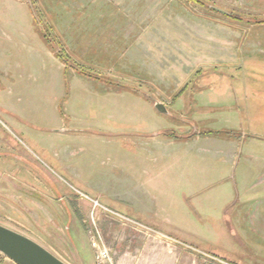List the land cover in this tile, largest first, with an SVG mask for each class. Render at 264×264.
Here are the masks:
<instances>
[{
  "label": "rangeland",
  "instance_id": "374dc122",
  "mask_svg": "<svg viewBox=\"0 0 264 264\" xmlns=\"http://www.w3.org/2000/svg\"><path fill=\"white\" fill-rule=\"evenodd\" d=\"M29 1L0 0V224L65 264H264V0Z\"/></svg>",
  "mask_w": 264,
  "mask_h": 264
},
{
  "label": "water",
  "instance_id": "95a60500",
  "mask_svg": "<svg viewBox=\"0 0 264 264\" xmlns=\"http://www.w3.org/2000/svg\"><path fill=\"white\" fill-rule=\"evenodd\" d=\"M154 108L158 113L169 114L162 102H155ZM0 253L15 264H65L37 242L1 224Z\"/></svg>",
  "mask_w": 264,
  "mask_h": 264
},
{
  "label": "trees",
  "instance_id": "16d2710c",
  "mask_svg": "<svg viewBox=\"0 0 264 264\" xmlns=\"http://www.w3.org/2000/svg\"><path fill=\"white\" fill-rule=\"evenodd\" d=\"M26 3L29 4L28 6H30L31 9L33 10L34 2L26 0ZM32 13L34 14L33 11H32ZM33 22L37 27L36 29L39 32L40 39H42L44 41L45 45L50 49V51L54 54V56L62 62V64L64 65L65 71L68 70L67 67L69 66V67L73 68L74 70H76L77 72H79L80 74L87 75L84 71L80 70L79 68H76L75 66L68 65V61H67L66 57L64 56V54L60 53V51L57 49V46L49 41L48 34L46 32L44 33L43 30L39 29L40 24L38 23L37 17L35 15L33 16ZM44 31H45V29H44ZM88 76H91V75H88ZM91 77L94 78L95 76H91ZM95 79L101 80L104 83L108 82V81H106V79L99 77V76L95 77ZM112 83L115 85H119V84H116L115 82H112ZM164 134L166 135V133H164ZM207 134H209V133H207ZM205 135H206V133H205Z\"/></svg>",
  "mask_w": 264,
  "mask_h": 264
},
{
  "label": "crops",
  "instance_id": "0c3cea01",
  "mask_svg": "<svg viewBox=\"0 0 264 264\" xmlns=\"http://www.w3.org/2000/svg\"><path fill=\"white\" fill-rule=\"evenodd\" d=\"M164 154V153H163ZM148 155L149 156H153L154 154H149L148 153ZM157 155V154H156ZM169 155L170 154H164L163 156H164V158H168L169 157ZM139 173H142V176H140L142 179H144V180H148L149 178H148V175H147V173L146 172H144V171H140ZM144 173V174H143ZM144 175V176H143ZM149 180H151V179H149ZM146 184V183H145ZM147 185V184H146ZM135 193H136V196H139V197H141L140 199H137V200H133L132 198H131V202L134 204V207H135V210L137 211V212H141V213H149V212H151V211H148L149 209V205L151 204H153V205H156V202L158 203V200L157 199H151V196L152 195H150V193H148V192H146V190L144 189V187L143 186H138V187H136V191H135ZM144 196H147V197H149L147 200H149V201H147V200H144ZM156 200V201H155ZM147 201V202H146ZM149 202V203H148ZM163 210H164V208H162Z\"/></svg>",
  "mask_w": 264,
  "mask_h": 264
},
{
  "label": "built area",
  "instance_id": "2783aa9c",
  "mask_svg": "<svg viewBox=\"0 0 264 264\" xmlns=\"http://www.w3.org/2000/svg\"><path fill=\"white\" fill-rule=\"evenodd\" d=\"M97 241V240H96ZM95 240L92 241V247L96 249V262L97 264H105L106 263V259H108V255L106 250L104 249V246H102L98 241V243H96Z\"/></svg>",
  "mask_w": 264,
  "mask_h": 264
}]
</instances>
